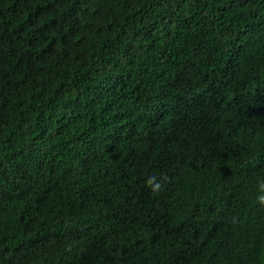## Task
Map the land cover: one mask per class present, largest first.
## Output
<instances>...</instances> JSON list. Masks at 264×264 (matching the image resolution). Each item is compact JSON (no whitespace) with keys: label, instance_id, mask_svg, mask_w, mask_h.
<instances>
[{"label":"trees","instance_id":"1","mask_svg":"<svg viewBox=\"0 0 264 264\" xmlns=\"http://www.w3.org/2000/svg\"><path fill=\"white\" fill-rule=\"evenodd\" d=\"M261 178L264 0H0V264H264Z\"/></svg>","mask_w":264,"mask_h":264},{"label":"clouds","instance_id":"2","mask_svg":"<svg viewBox=\"0 0 264 264\" xmlns=\"http://www.w3.org/2000/svg\"><path fill=\"white\" fill-rule=\"evenodd\" d=\"M170 182L171 178L166 174H161L160 176L151 175L146 180V186L154 195H159ZM257 192L256 202L264 207V178L257 181Z\"/></svg>","mask_w":264,"mask_h":264}]
</instances>
